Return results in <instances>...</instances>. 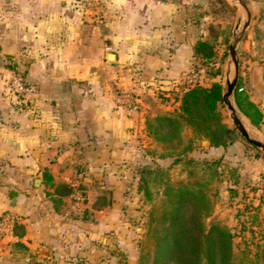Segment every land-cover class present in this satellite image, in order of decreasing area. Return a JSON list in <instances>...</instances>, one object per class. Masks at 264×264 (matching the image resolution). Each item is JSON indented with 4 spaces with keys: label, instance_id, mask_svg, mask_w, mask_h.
I'll return each instance as SVG.
<instances>
[{
    "label": "crops",
    "instance_id": "obj_1",
    "mask_svg": "<svg viewBox=\"0 0 264 264\" xmlns=\"http://www.w3.org/2000/svg\"><path fill=\"white\" fill-rule=\"evenodd\" d=\"M245 1L251 20L237 45L238 80L263 115L258 126L242 119L263 139L264 17L257 12L264 15V0ZM226 3L236 19L225 14ZM241 20L231 0H0V213L15 211L22 225L16 239L0 238V264H99L117 238L133 249L131 217L142 212L134 206L139 168L172 154L147 129V118L177 110L178 102L158 91L171 92L193 65L202 84L218 80L225 87L230 56L216 60L221 72L210 76L194 44L208 39L221 57ZM15 70L37 84L35 95L23 98L9 88ZM131 85L143 105L135 113L112 95ZM180 137L191 162L221 157L240 180L251 178L255 186L242 194L241 214H250L251 223L264 215V154H251L240 138L210 145L189 126ZM59 182L72 190L76 183L81 205L72 191L55 203ZM13 187L15 203L8 197ZM100 196L105 202L97 207Z\"/></svg>",
    "mask_w": 264,
    "mask_h": 264
},
{
    "label": "trees",
    "instance_id": "obj_2",
    "mask_svg": "<svg viewBox=\"0 0 264 264\" xmlns=\"http://www.w3.org/2000/svg\"><path fill=\"white\" fill-rule=\"evenodd\" d=\"M226 6L233 10L235 8L228 3ZM194 48L195 53L201 58L200 64L205 66L210 76L221 72L220 66L213 65L218 56L213 42L198 39ZM226 54L225 52L224 55ZM19 72L25 77L23 71ZM239 87L240 80L233 92L235 104L253 124L258 126L262 121V111L250 99L249 94ZM223 92L224 86L218 80H212L210 84L198 83L189 86L181 93L177 110L147 118L149 133L155 139L162 140L164 137L161 132L165 130L179 138L182 129L189 126L214 146H227L237 138L246 139L240 131L236 134V127L228 125L222 117L219 104L223 102ZM190 147L191 141L184 145L183 151ZM178 160V157H175L173 163ZM138 172L140 174L138 189L143 188L145 199L149 200V190L141 184L145 182L142 168ZM234 182L238 180L235 179ZM71 191L67 183H56L54 192L57 196L53 197V200L58 203L61 195ZM232 195L235 197L237 192ZM104 202L105 199L100 196L94 205L99 207ZM208 208L209 201L202 189L191 188L185 183L168 184L163 190L161 202L149 211L146 233L153 231L155 234L152 264H264V239L254 253L249 255L248 252H244L238 261L234 262L232 239L235 233L220 219L206 224L204 214ZM15 232L22 233L21 224H16Z\"/></svg>",
    "mask_w": 264,
    "mask_h": 264
},
{
    "label": "rangeland",
    "instance_id": "obj_3",
    "mask_svg": "<svg viewBox=\"0 0 264 264\" xmlns=\"http://www.w3.org/2000/svg\"><path fill=\"white\" fill-rule=\"evenodd\" d=\"M231 1L235 2L237 7H239L244 20L245 11L241 4L237 0ZM224 12L229 19H236L233 17L235 12L231 7L227 8ZM257 15H259V18L264 17L260 10L257 12ZM242 24L243 22L241 20L232 35L233 39L240 32ZM262 24L264 25V21ZM260 29L262 30L264 28ZM228 47L229 46L224 47V50L227 49L226 55L219 57V52H217V60L223 62L224 57L229 56ZM230 65L232 74L233 63L231 62ZM231 99L234 101L233 95ZM219 109L224 121H226L228 125L236 127L230 109L224 101L219 104ZM246 125L249 129L250 136L257 138L251 132L250 125L248 123H246ZM238 132L239 130L237 129L236 134H238ZM161 135L164 137L162 140L165 149L172 152V154L166 159L164 158L162 161L158 162L157 165L147 163L141 167L145 180V182L141 184L146 186L149 190L150 199H145L143 188L140 190V195L135 199L134 206L136 208L139 206L142 207V212L137 217H131L133 218L131 219L130 226L134 239L133 249L126 251L124 248H121L117 238L115 246L110 249V253L101 256L100 259L106 262L109 260L111 264H152V249L155 234L153 231L148 234L146 233L149 211L153 206L161 202L163 190L168 184L179 183H185L191 188L202 189L206 193L209 201V208L204 214V222L206 224H209L213 220L220 219L227 223L235 233L232 239V260L234 262L238 261L244 252H248L249 255L254 253L258 244L264 239V215L261 212L259 215L260 218L257 217V219H253L252 223L249 222L252 216L246 213L241 214L243 204L239 202L241 201L240 198L242 194L247 193L253 188L255 182L251 181V178L250 180H240V178H238L239 173H236V167L231 166L225 168L226 162H224L221 157L208 160L195 159V162H191L187 157V153H182L181 151L186 139L184 140L181 137L177 138L165 130L161 132ZM240 139L243 140L244 144L247 145L249 149H252V152H250L251 154L254 152L264 154L263 148H260L246 139ZM260 140L264 141V138ZM175 157H178L179 161L173 163ZM141 168H139V170ZM235 179L240 182L234 183ZM244 185L248 187V190H244ZM235 191L237 195L232 197Z\"/></svg>",
    "mask_w": 264,
    "mask_h": 264
},
{
    "label": "built area",
    "instance_id": "obj_4",
    "mask_svg": "<svg viewBox=\"0 0 264 264\" xmlns=\"http://www.w3.org/2000/svg\"><path fill=\"white\" fill-rule=\"evenodd\" d=\"M165 1V0H160ZM202 82V75L197 66H191L180 78L174 80V87L171 92L159 89L158 93L162 96H172L176 101L175 109H178L180 103L181 93L189 86ZM9 88L17 95L27 98L35 95L38 92L37 84L29 82L25 79L21 72L15 70L11 73L8 80ZM243 87H239L242 89ZM113 99L117 106L127 109L129 112L135 113L142 109V99L136 90L135 85H131L126 89H114L112 92ZM73 187V201L76 206L81 205L84 200L83 191L72 182ZM18 214L10 209H7L0 213V238L6 237L10 240L17 238L15 232V226L18 223Z\"/></svg>",
    "mask_w": 264,
    "mask_h": 264
},
{
    "label": "water",
    "instance_id": "obj_5",
    "mask_svg": "<svg viewBox=\"0 0 264 264\" xmlns=\"http://www.w3.org/2000/svg\"><path fill=\"white\" fill-rule=\"evenodd\" d=\"M241 6L243 7L245 11V19L243 21L242 27L240 29V32L236 37L232 40V42L229 44V56L230 60L233 63V72L230 74L226 80L224 92H223V101L226 103L227 107L230 109L232 119L234 121L235 126L240 131V133L251 143L259 146L260 148L264 149V141L251 137L244 122L241 117L243 113L238 109L237 105L235 104V101L231 99V96L233 95V92L235 90V87L238 83L239 78V61H238V53H237V45L242 40L243 35L245 33L246 28L249 26L250 20H251V10L249 6L247 5L245 0H237ZM115 55L113 52H109L107 54V59L109 61H113ZM240 112V113H239ZM39 179H35V184L38 185ZM17 194V189L14 187L10 189L8 197L12 199V203H15V195ZM99 264H109L106 261H101Z\"/></svg>",
    "mask_w": 264,
    "mask_h": 264
}]
</instances>
